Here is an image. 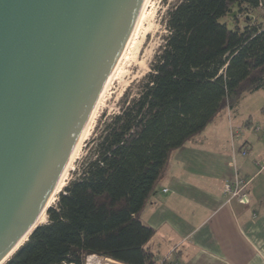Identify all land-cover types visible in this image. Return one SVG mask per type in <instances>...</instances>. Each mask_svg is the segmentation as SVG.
<instances>
[{"label":"trees","instance_id":"trees-1","mask_svg":"<svg viewBox=\"0 0 264 264\" xmlns=\"http://www.w3.org/2000/svg\"><path fill=\"white\" fill-rule=\"evenodd\" d=\"M234 7L264 10V0H181L169 12L138 96L103 123L79 176L5 264H158L140 214L170 155L264 89V21L229 28L221 20L240 14Z\"/></svg>","mask_w":264,"mask_h":264},{"label":"water","instance_id":"water-1","mask_svg":"<svg viewBox=\"0 0 264 264\" xmlns=\"http://www.w3.org/2000/svg\"><path fill=\"white\" fill-rule=\"evenodd\" d=\"M143 2L0 0L3 264L46 213Z\"/></svg>","mask_w":264,"mask_h":264},{"label":"crops","instance_id":"crops-1","mask_svg":"<svg viewBox=\"0 0 264 264\" xmlns=\"http://www.w3.org/2000/svg\"><path fill=\"white\" fill-rule=\"evenodd\" d=\"M264 89L244 95L174 151L140 219L158 264H264ZM246 149L243 156L242 150ZM248 183V203L229 199L226 182ZM86 264H120L91 256Z\"/></svg>","mask_w":264,"mask_h":264},{"label":"rangeland","instance_id":"rangeland-1","mask_svg":"<svg viewBox=\"0 0 264 264\" xmlns=\"http://www.w3.org/2000/svg\"><path fill=\"white\" fill-rule=\"evenodd\" d=\"M180 1L146 0L130 42L95 109L86 133L64 177L65 185L60 191L79 176L80 167L89 155L93 140L101 130L103 123L119 114L124 105L138 96L142 83L150 72V67L168 35V14ZM233 11L240 13L239 16L231 14L221 20L229 28L236 25L242 29L248 19L256 24L264 21V10L261 8L239 12V8L234 7ZM57 197L51 206L56 204Z\"/></svg>","mask_w":264,"mask_h":264},{"label":"bare ground","instance_id":"bare-ground-1","mask_svg":"<svg viewBox=\"0 0 264 264\" xmlns=\"http://www.w3.org/2000/svg\"><path fill=\"white\" fill-rule=\"evenodd\" d=\"M145 3H146V0H144V2H143V4H142V7H141V9H140V13H139L138 18H137V20H136L135 26H134V28H133V30H132V32H131L129 38H128V41L126 42V45H125V47H124V49H123L121 55L119 56L117 62L115 63V65H114V67H113V69H112V71H111V73H110V76H109V78H108V80H107V82H106V85L104 86V88H103V90H102V92H101V94H100V96H99V98H98V100H97V102H96V105H95V107H94V109H93V111H92V113H91L89 119L87 120V122H86V124H85V126H84V128H83V130H82V132H81V134H80V137H79V139H78V142L76 143L75 149H74L73 153L71 154V156H70V158H69V160H68V162H67V164H66V166H65V168H64V170H63V172H62V174H61V176H60V178H59V180H58V182H57V184H56V186H55V188H54V190L52 191V193H51V195H50V197H49V199H48V201H47L46 209L49 208V207H51V205H52V204L54 203V201L56 200V197H57L58 193L60 192V189L65 185V183H64V177H65V175H66L68 169L70 168V164H71V162H72V159L74 158V155H75V153H76V151H77V149H78V147H79V144H80L81 140L83 139V137H84V135H85V133H86V129H87V127H88V125H89V122H90V120H91V118H92V116H93V114H94V112H95V109H96L97 105L99 104L100 99L102 98V95L105 93L106 87L109 85L108 83L110 82V80H111V78H112V76H113V74H114V71L116 70V68H117V66H118V63L120 62L121 58H122L123 55H124V52H125V50H126L128 44H129V42H130V39H131V37H132V34H133V32H134V29H135V27H136V24H137V22H138V19H139L141 13H142V9H143ZM45 221H46V213H45V211H44V212L41 214V216L39 217V219H38L36 225H42V224H45ZM28 233H29V232H28ZM27 237H28V234L25 235V236L21 239V241L19 242L18 245H20L21 243H23V242L25 241V239H27ZM5 259H6V258H5ZM5 259H4L2 262H0V264H3V263L5 262Z\"/></svg>","mask_w":264,"mask_h":264},{"label":"built area","instance_id":"built-area-1","mask_svg":"<svg viewBox=\"0 0 264 264\" xmlns=\"http://www.w3.org/2000/svg\"><path fill=\"white\" fill-rule=\"evenodd\" d=\"M254 131L256 133H260L262 137H264V126L256 124L254 126ZM246 149L242 150V155H246ZM259 171H264V160L256 163ZM248 183L241 179L236 178L234 181L226 182L223 186V193L224 195L228 196L229 199L237 200L243 204L248 203Z\"/></svg>","mask_w":264,"mask_h":264}]
</instances>
